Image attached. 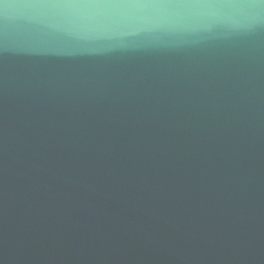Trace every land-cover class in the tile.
<instances>
[{"label": "water", "instance_id": "1", "mask_svg": "<svg viewBox=\"0 0 264 264\" xmlns=\"http://www.w3.org/2000/svg\"><path fill=\"white\" fill-rule=\"evenodd\" d=\"M0 264H264V0H0Z\"/></svg>", "mask_w": 264, "mask_h": 264}]
</instances>
